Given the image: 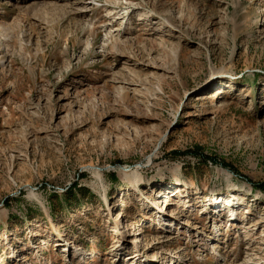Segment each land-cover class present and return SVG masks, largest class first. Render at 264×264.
I'll list each match as a JSON object with an SVG mask.
<instances>
[{
	"label": "rangeland",
	"instance_id": "obj_1",
	"mask_svg": "<svg viewBox=\"0 0 264 264\" xmlns=\"http://www.w3.org/2000/svg\"><path fill=\"white\" fill-rule=\"evenodd\" d=\"M0 57V264H264V0H0Z\"/></svg>",
	"mask_w": 264,
	"mask_h": 264
},
{
	"label": "bare ground",
	"instance_id": "obj_2",
	"mask_svg": "<svg viewBox=\"0 0 264 264\" xmlns=\"http://www.w3.org/2000/svg\"><path fill=\"white\" fill-rule=\"evenodd\" d=\"M125 17L121 18V19H124ZM6 64V60H5V57H0V66H4ZM135 172V171H134ZM133 172V173H134ZM138 174V173H137ZM177 183V182H175ZM180 183V182H179ZM177 185V184H176ZM181 185V184H180ZM183 185V184H182ZM187 185V184H186Z\"/></svg>",
	"mask_w": 264,
	"mask_h": 264
},
{
	"label": "trees",
	"instance_id": "obj_3",
	"mask_svg": "<svg viewBox=\"0 0 264 264\" xmlns=\"http://www.w3.org/2000/svg\"><path fill=\"white\" fill-rule=\"evenodd\" d=\"M234 171V170H233ZM114 180L116 181V178H114Z\"/></svg>",
	"mask_w": 264,
	"mask_h": 264
}]
</instances>
